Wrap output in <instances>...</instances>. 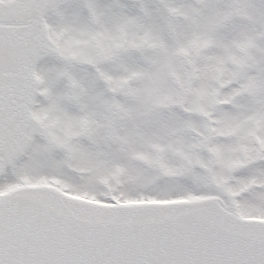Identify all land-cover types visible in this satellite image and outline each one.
Instances as JSON below:
<instances>
[{
  "label": "snow or ice",
  "instance_id": "1",
  "mask_svg": "<svg viewBox=\"0 0 264 264\" xmlns=\"http://www.w3.org/2000/svg\"><path fill=\"white\" fill-rule=\"evenodd\" d=\"M0 264H264V0H0Z\"/></svg>",
  "mask_w": 264,
  "mask_h": 264
}]
</instances>
